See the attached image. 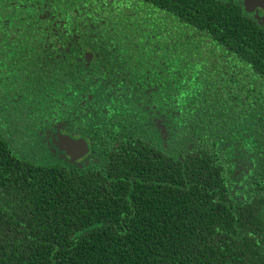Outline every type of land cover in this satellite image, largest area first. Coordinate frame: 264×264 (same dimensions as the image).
<instances>
[{"label":"trees","instance_id":"trees-1","mask_svg":"<svg viewBox=\"0 0 264 264\" xmlns=\"http://www.w3.org/2000/svg\"><path fill=\"white\" fill-rule=\"evenodd\" d=\"M120 43L143 51L125 62ZM0 80L28 108L0 123V264H264V28L241 6L0 0ZM100 107L133 128L102 162L32 150L45 122L85 133ZM155 113L175 141L135 133Z\"/></svg>","mask_w":264,"mask_h":264},{"label":"flooded vegetation","instance_id":"flooded-vegetation-1","mask_svg":"<svg viewBox=\"0 0 264 264\" xmlns=\"http://www.w3.org/2000/svg\"><path fill=\"white\" fill-rule=\"evenodd\" d=\"M223 1H227V2H230L232 4H238L239 6L242 7V10L244 11L242 0H223ZM257 11H258L257 15L264 16V11L262 9H258ZM247 15H250V16L255 18L254 13H250V14L247 13ZM157 28H159V27L155 26V29L150 30V31L156 32ZM118 32H120V31H117V32L115 31V33H118ZM140 32H141L140 27L133 31V33L135 35H137V33H140ZM114 35H115L114 38H116L117 35L116 34H114ZM120 45H121V43H120ZM114 47H116V48L109 49V53H112L115 51L117 53H120V54L122 53L121 59L124 60L125 62L134 61L133 60L134 57H137L138 54H141V51H143L140 48L131 47V45L128 43H125V47H123L121 45V47H123V48L120 49L119 51L117 48L118 45H115ZM154 48H155V46H154ZM102 52H106V51H102ZM109 53H108V55H110ZM85 54H88V56H85ZM96 54L100 55V52H98V50L97 51L96 50L95 51L83 50V52H82L83 63H86L87 65L92 63ZM1 81L2 80H0V83H1ZM1 84H2V86H4L3 83H1ZM22 91L23 90L20 89L19 91L15 92V94H17L18 98H20L22 96V93H21ZM10 98H11V95H9V96L6 95V97H5V96H2V93H0V123L2 124V126H3V123H5L8 120L9 111H13L15 108H16V113L21 112L23 110H28V108L26 107V104H16V103H20L21 101H17L16 99H14L16 102L14 105L11 103ZM98 110H100L101 112L99 111L98 113H96L97 115L95 114L94 116L96 119H100V123L98 124V126H96L97 124H95L96 129L90 128L85 133L73 134V133H69V132L61 129L59 131L54 130L50 134L44 136V132H42V131L49 132L46 128V127H48V126H46V125H48L46 122L44 123V127L42 126L41 128H39V131L34 132L33 140L31 138L33 135L30 131L31 126H30L29 122L23 126L22 132L26 134V136H25L26 139H28V137L30 138L28 140H32V141L37 140V141H41L43 143L46 142V145H47L46 150L42 149L41 146H38L37 144L32 145V148L35 146V148L32 149L33 151L36 152L37 149L40 150V152L37 154V157L44 158L45 159L44 161H46V158H48L49 160H57V162L59 164H62V165H68V164L75 165L76 167H78V169L82 168L83 164L85 166L87 165L89 167V166H91V164H94L96 162L100 163V162H102V160L107 158V154L105 153L106 147L108 146L107 141L112 140V138H114L115 134L117 135V133H119V131H120L119 130L120 128L117 127V125H115L113 123V116L108 115V112H109L108 108H106L104 110L103 108L100 107V108H98ZM154 122H155L158 130L155 128H151V127H149V129L148 128L145 129V128L141 127L142 125L137 124L135 133L143 135V137L145 135H154V137H156V141H171V140L175 141L176 131L174 128H171L172 125L174 124V120H173L172 124L168 125L165 122V118L163 116H159L158 113H155ZM62 127H63V125L60 128H62ZM2 128H4V126ZM41 129H43V130H41ZM170 129L172 130L171 132H170ZM129 130H133V128L126 126V127H123L122 131H120V132L121 133H127ZM48 136L51 138L50 141H48L46 139V138H48ZM61 136H69L75 140L84 139V141H86L87 147H88L87 153L84 156L78 158L77 160L72 161L70 159V157L65 153L64 149H62V147L58 143V139ZM18 141H26V140L20 139ZM29 149L30 148L28 147L27 144L26 145L21 144L20 152H18V154L20 156H23L24 158L26 156L31 157V154H29L30 153ZM21 151H23V152H21ZM89 160H92V161L89 162Z\"/></svg>","mask_w":264,"mask_h":264},{"label":"water","instance_id":"water-1","mask_svg":"<svg viewBox=\"0 0 264 264\" xmlns=\"http://www.w3.org/2000/svg\"><path fill=\"white\" fill-rule=\"evenodd\" d=\"M243 8L246 13H254L255 18L258 22L264 27V16L257 15L258 9L264 11V0H242ZM88 56V54H85ZM58 143L64 149L65 153L70 157L72 161L77 160L78 158L84 156L87 151V143L84 139H72L69 136H61L58 139Z\"/></svg>","mask_w":264,"mask_h":264},{"label":"rangeland","instance_id":"rangeland-1","mask_svg":"<svg viewBox=\"0 0 264 264\" xmlns=\"http://www.w3.org/2000/svg\"><path fill=\"white\" fill-rule=\"evenodd\" d=\"M117 25H118V24H117ZM117 25H115V27H116ZM134 35H135V34H134ZM127 41H128V40H127ZM129 42H130V41H129ZM129 42H128V43H129ZM191 43H192V42H188V46H190V48H192V47H191ZM183 53H184V52H183ZM212 58L214 59V58H215V55H212ZM213 62H214V61H213ZM91 161H92V160H89V162H91ZM83 165H84V164H83Z\"/></svg>","mask_w":264,"mask_h":264}]
</instances>
